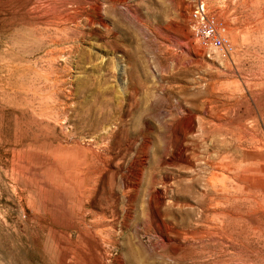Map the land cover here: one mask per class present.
Instances as JSON below:
<instances>
[{
  "label": "rangeland",
  "instance_id": "374dc122",
  "mask_svg": "<svg viewBox=\"0 0 264 264\" xmlns=\"http://www.w3.org/2000/svg\"><path fill=\"white\" fill-rule=\"evenodd\" d=\"M0 264H264V0H0Z\"/></svg>",
  "mask_w": 264,
  "mask_h": 264
},
{
  "label": "built area",
  "instance_id": "2783aa9c",
  "mask_svg": "<svg viewBox=\"0 0 264 264\" xmlns=\"http://www.w3.org/2000/svg\"><path fill=\"white\" fill-rule=\"evenodd\" d=\"M190 27L193 36L207 47L228 52L230 45L218 32L212 19L209 18L207 9L202 1H199L190 14Z\"/></svg>",
  "mask_w": 264,
  "mask_h": 264
}]
</instances>
